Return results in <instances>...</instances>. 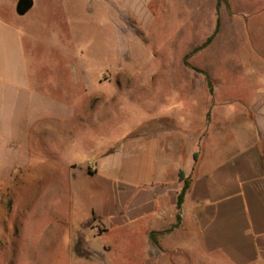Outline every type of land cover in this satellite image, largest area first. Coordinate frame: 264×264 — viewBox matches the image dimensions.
I'll return each instance as SVG.
<instances>
[{"label": "rangeland", "instance_id": "obj_1", "mask_svg": "<svg viewBox=\"0 0 264 264\" xmlns=\"http://www.w3.org/2000/svg\"><path fill=\"white\" fill-rule=\"evenodd\" d=\"M157 1L141 15L122 11L120 22L107 5L79 12L70 0L18 17L36 34L25 45L38 87L76 115L49 151L53 188L39 192L27 180L3 214L0 264H142L135 227L108 223L122 211L119 190L172 191L180 160L164 155L170 141L189 172L248 119L246 98L264 83V0ZM112 167L114 189L104 191L90 175Z\"/></svg>", "mask_w": 264, "mask_h": 264}, {"label": "crops", "instance_id": "obj_2", "mask_svg": "<svg viewBox=\"0 0 264 264\" xmlns=\"http://www.w3.org/2000/svg\"><path fill=\"white\" fill-rule=\"evenodd\" d=\"M18 1L0 0V221L22 195L27 180L35 178L39 192L53 188L57 161L49 151L66 140V132L74 128L69 125L70 118L76 113L72 104L56 101L38 87L36 61L31 63L25 45L27 37L36 41V34L33 26H23L18 20L37 5L49 11L51 0H33L23 15L17 12ZM70 2L79 12L87 10L91 2L107 5L118 22L122 11L141 15L149 5L158 3ZM258 51L264 55V46L260 44ZM257 67L264 72V63ZM246 99L248 119L226 129L217 148H210L215 151L209 149L211 157L199 161L195 168L191 166L189 172L181 166L179 142L170 141L165 146L164 155L174 152L180 160L177 183L169 186L172 191L160 193L152 185L134 188L129 195L119 190L121 202L125 197L122 204L120 198L115 201V195H109L111 203L120 202L123 207L111 214L108 223L135 227L134 243L140 248L134 253L143 258L142 264H264V83ZM81 112L80 116L87 113ZM112 171L113 167L90 175L82 170L97 177L104 191L114 189L109 177ZM180 171L190 177V184L179 207L184 186ZM94 214L107 223V218L94 211L91 217Z\"/></svg>", "mask_w": 264, "mask_h": 264}, {"label": "trees", "instance_id": "obj_3", "mask_svg": "<svg viewBox=\"0 0 264 264\" xmlns=\"http://www.w3.org/2000/svg\"><path fill=\"white\" fill-rule=\"evenodd\" d=\"M215 35V34H214ZM213 36H211L207 42L205 43L206 45L209 44L212 40H213ZM180 180H184V186L179 194V197H178V206L180 207L182 202H183V199H184V196L187 192V190L189 189V182L187 179L184 178V173L183 172H180Z\"/></svg>", "mask_w": 264, "mask_h": 264}, {"label": "water", "instance_id": "obj_4", "mask_svg": "<svg viewBox=\"0 0 264 264\" xmlns=\"http://www.w3.org/2000/svg\"><path fill=\"white\" fill-rule=\"evenodd\" d=\"M33 6V0H19L17 4V12L20 15L25 14Z\"/></svg>", "mask_w": 264, "mask_h": 264}]
</instances>
